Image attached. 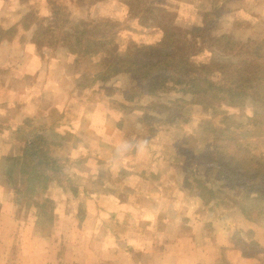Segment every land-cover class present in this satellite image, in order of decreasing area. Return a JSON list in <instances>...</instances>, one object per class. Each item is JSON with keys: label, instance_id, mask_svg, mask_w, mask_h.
Returning a JSON list of instances; mask_svg holds the SVG:
<instances>
[{"label": "crops", "instance_id": "obj_1", "mask_svg": "<svg viewBox=\"0 0 264 264\" xmlns=\"http://www.w3.org/2000/svg\"><path fill=\"white\" fill-rule=\"evenodd\" d=\"M240 1L239 13L253 20V33L259 22L264 24V0ZM125 2L96 4L111 8L107 17H116V11L126 13ZM3 6L13 14L1 13L0 25L6 20L4 26L14 28L15 34L18 30L19 39L0 37V264H66L64 247H77L61 238L59 248L49 244L46 239L50 238L39 229L37 208H27L24 215L23 201L19 204L15 199L11 171L23 145L19 129L25 139L36 134L45 149L50 143L58 150L69 146L63 158L67 179L79 182L80 191H89L79 201L85 212L80 222L74 221L77 214L72 201L77 202V195L73 189L53 191L54 214L59 209L64 224L74 219L76 231L85 234L86 223L92 222L88 241L94 243L95 252L85 253L86 261L73 255L70 264H264V211L258 219L244 215L239 202L243 192L238 189L228 190L234 202L223 205L216 197L220 189L212 187L214 175L185 172L171 182L173 174L161 168L160 159L130 156L125 143L92 142L93 135L113 116L107 102L102 101L105 113L95 111L99 100L86 98V94L99 81L114 80L94 79L89 86H79L78 79L86 80L81 58L39 41L37 23L21 26L24 15L34 10L38 20H52L47 0H0ZM96 67L101 69L100 64ZM115 130L125 136L118 122ZM152 145L155 152L157 144ZM192 176L208 191L212 187L215 196L207 201L195 186L181 185ZM98 181L104 183L95 187ZM175 182L179 183L177 190L169 187ZM81 240L77 243L82 246Z\"/></svg>", "mask_w": 264, "mask_h": 264}, {"label": "rangeland", "instance_id": "obj_2", "mask_svg": "<svg viewBox=\"0 0 264 264\" xmlns=\"http://www.w3.org/2000/svg\"><path fill=\"white\" fill-rule=\"evenodd\" d=\"M89 2L90 0H86L85 5L77 6L74 0H70V2L66 4L68 12L70 13V18L74 23L81 25L91 20H119L118 22L121 21L120 23L125 30L123 39L118 45L121 46V48L125 47L128 42H134L138 45H157L160 47L158 43H160L163 36H166L167 48L168 50L174 51L172 53L174 59L176 57V60H180L178 58L179 56L185 59V55H188L191 57V61L199 65H201L202 62H207L213 57L210 51L213 41L216 40V38H214L215 36H230L233 39L243 41H259L264 39V24L259 22L254 27L255 32L252 33L251 25L253 24V20H248L244 14L239 13L238 9L241 8L239 4H243V1L240 0H149V2L158 6V9L164 10V13L159 16L141 10L136 13L137 17L134 20H130L129 6L126 8V13L125 11L123 12V10L116 11V17H107V11L111 8L105 9V7L98 6L96 3L91 4L92 0L90 3ZM48 3L49 0H47V4ZM144 8L146 7L142 6L140 9ZM148 9L149 11H154L156 7L153 6L152 9H150V7ZM6 11L8 14H13L10 9H6L4 6L0 7V14ZM36 12L37 10H34L30 14H25L23 25H20L28 27L33 23H37L38 26L43 27L46 32L52 33V30H55L53 21L38 20L39 17L35 14ZM165 17L173 18V20L166 21ZM14 32L15 31L12 30L9 34L15 35L16 39H19L18 30L16 34ZM48 38L52 39V36H48ZM52 44H54V42H52ZM160 49L162 48L160 47ZM219 55L223 59L229 58L225 53ZM100 56L81 59L84 64L82 66L83 73L81 74L86 77V80L80 81V79H78L79 86L88 85L90 81L96 79V76L101 75L100 72L103 71V67L98 69L96 66L101 64V61H104L105 55ZM208 72L209 71L204 69L196 74L194 72H189L188 74L192 76L188 75L186 72L182 75L172 74L176 81L168 84L169 90L165 93L162 92V86L164 85L160 84L150 85L142 82L141 88H139L140 84L135 77L119 80L120 83L118 81H113V83L99 81L91 92L88 91L86 98L99 100L100 106H93L95 107L94 110H98V112L101 111L105 113L102 101L105 103L107 102V107L110 108L111 116L113 117L110 118L112 120L108 119L109 123H105L101 132H97L93 135L91 141L101 142L106 140L107 143L112 144L125 143V149L128 154H131L130 156H138L143 158V160L152 159V157L160 159L161 168H168L170 174H173V176L170 177L171 182H173L174 179L175 181L179 180L177 178H181L182 174H185L183 172H188L189 175H194L196 172L204 175H214L216 178V180H214L215 187L220 189V193H217L216 197L219 198L218 200H220L223 205H229L233 200H231L228 192L230 188L238 186L239 183L238 185L233 184V182L225 177L224 172L219 171V167H222V170L225 168L218 161L215 147L218 141H220L223 130L227 124L241 133L240 141H242L243 144H252L254 146L253 148L257 150H251V155L249 154L247 155L248 157H246L249 160V169L251 168V170L254 171L253 167L258 166L260 161L264 162V159H261L262 155L264 156V102L255 99L247 101L243 107H239L241 103H238V108H233L225 105L222 100V102L211 101L214 97L224 98V95L217 94L216 90H222L227 86L221 81V76L217 73L208 77L206 76ZM208 80L210 81L208 82ZM138 89L140 91V96L138 97L140 104L146 108V114L144 116H147V114L149 115V113L156 114L154 119L148 118V120H146L143 118L145 120V124H142L143 126H141L140 123L136 126L138 118L142 116L140 109L127 110L125 106H122V104L125 103L124 93L128 91L138 92ZM227 100H229V98ZM121 121H123L122 125L126 130L125 136H123L122 132L118 133L117 130H115V125H117V122L120 123ZM69 138L70 140L74 139L73 136ZM76 142L77 138H75V143ZM153 143H155V145L157 144L156 149L158 153L156 150L154 152ZM38 146L42 152L45 150L46 144L44 141L40 140ZM164 146H168L169 148H166L164 152L166 155L161 154ZM68 147L62 150L61 154L64 155L65 153L66 155L68 152L67 150L70 149ZM147 148L150 149V151ZM196 151H200V153L197 155ZM74 154H76L75 151ZM252 155L257 156V159L253 158L256 159L254 162L252 161ZM107 156L111 157L112 155L108 153ZM239 156L243 155L240 153ZM198 157H201V161H199ZM202 160L205 162L204 165H202ZM11 165L12 161L9 163V167H11ZM148 167H150L149 163L147 165V168ZM143 171L146 173L149 172L148 170ZM188 180L182 182L181 185L183 184L184 187L188 185L190 188L195 186L199 192H203L207 201L213 197L212 194L207 191L208 187H206V185L204 187L199 181L194 180L193 176L190 181ZM247 180V182H249L248 186L253 184V186L257 187V190L253 194L247 196V198L241 195L239 202L242 201V206H255V208H257V213L259 211H264V192H262L264 191V184H259V181L256 179ZM62 181L66 185L74 186L73 191L77 195V202H72L76 208L75 213L77 215H75V218L77 220H73L80 222L85 212L82 211L79 204L81 200L85 198L84 193L89 191H80L79 182L76 184L65 178ZM101 183L103 184L104 182L98 181L95 187ZM82 184L83 183H81V185ZM178 184L179 183L175 182L174 186L169 187L177 190ZM85 185L86 184L83 186ZM222 187L225 189H222ZM58 195L60 194L58 193ZM50 196L53 197V199L55 197L54 193ZM63 208L64 206H61V209ZM26 210L27 208L23 210L24 215H27ZM59 216H61L59 209L57 210L56 216L54 214L53 219L50 218V215L43 216L47 221L45 222L46 224H40L39 226L41 228L39 229L46 234L47 238H50L46 239V241L49 244L52 243L55 247L57 245L58 248L60 238L65 244L74 242L77 247L73 249L71 245H66L64 247L65 263L70 264L73 255L76 260L83 258V261H86L85 253L91 255L96 249L94 243H89L88 241L89 236H91L90 225L92 222L86 223L85 236V234H80L76 231L74 228L76 223L73 222V220L68 222L70 225H67V223L64 224L62 222L65 219ZM83 223L85 222L83 221ZM81 238H84V245L82 246L77 243L82 241Z\"/></svg>", "mask_w": 264, "mask_h": 264}, {"label": "trees", "instance_id": "obj_3", "mask_svg": "<svg viewBox=\"0 0 264 264\" xmlns=\"http://www.w3.org/2000/svg\"><path fill=\"white\" fill-rule=\"evenodd\" d=\"M74 1L77 6H83L86 3V0ZM100 1L104 0H92L91 4ZM69 2L70 0H49L48 5L53 13L52 21L55 24V30L48 33L43 27L37 26L35 37H38L39 41H44L45 45H54L56 49L60 48L81 59L105 55L104 61L100 62L103 71L100 72L101 75L99 74L100 76L94 82L97 79L117 81L135 77L140 84L139 88H141L142 82L150 85L160 84L164 85L162 92L165 93L169 90L168 84L176 81L172 74L182 75L184 72L196 74L206 69L209 71L206 76L210 77L217 73L221 76V81L227 86L224 87L225 89L216 90V93L223 94L224 98L214 97L211 101H224L225 105L233 108H238V103H241L239 107H243L247 101L255 99L264 102V39L243 41L233 39L230 36H215L216 40L213 41L210 51L213 57L199 65L191 61V57L188 55H185V59L181 56L178 57L180 60H176V57L174 59L172 55L174 51L167 48L166 36H163L158 43L162 49L157 45H138L134 42H128L125 47L121 48L118 45L123 39L125 30L120 22L91 20L79 25L70 18L66 6ZM125 3L130 9V20H134L137 17L136 13L141 10L159 16L164 13V10L158 9V6L149 0H126ZM142 6L146 8L140 9ZM153 6L156 7L157 11L156 9L149 11L148 8L152 9ZM165 20L172 21L173 18L165 17ZM4 25L6 26V20L3 25H0V37L11 38L13 35L9 32L14 31V28H6ZM48 36H52V39ZM222 53L227 54L229 58L223 59L219 55ZM188 75L192 76L191 74ZM91 82L87 86L91 85ZM139 93V89L138 92H125L123 95L125 103L122 106H125L127 110L140 109L142 116L138 118L136 126L139 123L143 126L142 124H145L144 119H154L156 114L149 113V115L144 116L146 108L140 104ZM228 98L229 100H227ZM119 124L122 125L123 121ZM18 131L22 135L18 138L19 141H23V145L18 149L11 171V173L13 172L11 177L15 199L19 204L23 201L25 208L36 207L39 225L46 224L47 220L43 216L50 215L51 219L54 216L55 202L50 196L53 191L56 188L74 189V186L66 185L62 181L64 178L67 179V168L63 162L66 155L65 153L64 155L61 154L62 150L55 149L54 144L51 143L41 152L38 146L40 140L36 134L25 139L22 138L24 134H21V129ZM240 136L241 133L226 124L215 151L219 163L225 168L222 170L223 168L219 167V171L224 172L225 177L233 184L238 185L239 183L238 186L230 188V190L238 189L247 198L257 190L253 184L248 186L247 179H256L259 184H264V162L260 161L258 166L253 167L254 171L249 169V160L246 157L251 155V150L255 151L256 149L253 148L252 144H243L240 141ZM164 148L169 149L168 146H164ZM165 149H162V155H164ZM156 152L158 153L157 149ZM240 153L243 156H239ZM252 156V159H257L256 155ZM263 157L262 155L261 159H264ZM256 159L252 161L254 162ZM212 187L210 188L211 191ZM222 189L225 188L222 187ZM211 191L208 192L213 196ZM84 204L86 205L87 202ZM249 208L243 206L242 209L243 214L247 217L258 219L262 215L260 211L256 212L255 207ZM39 228L41 227L39 226Z\"/></svg>", "mask_w": 264, "mask_h": 264}]
</instances>
